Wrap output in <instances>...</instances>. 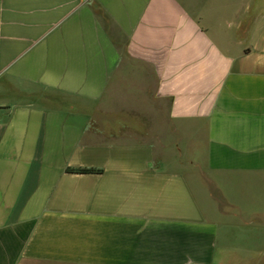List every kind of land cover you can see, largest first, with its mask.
I'll use <instances>...</instances> for the list:
<instances>
[{
  "label": "crops",
  "instance_id": "obj_1",
  "mask_svg": "<svg viewBox=\"0 0 264 264\" xmlns=\"http://www.w3.org/2000/svg\"><path fill=\"white\" fill-rule=\"evenodd\" d=\"M0 264H264V0H0Z\"/></svg>",
  "mask_w": 264,
  "mask_h": 264
},
{
  "label": "rangeland",
  "instance_id": "obj_2",
  "mask_svg": "<svg viewBox=\"0 0 264 264\" xmlns=\"http://www.w3.org/2000/svg\"><path fill=\"white\" fill-rule=\"evenodd\" d=\"M194 185V189L196 190V193L198 194V197L200 199V201L202 202V199H201V196H200V193H199V188L198 186H196V184L192 183ZM257 257V256H256Z\"/></svg>",
  "mask_w": 264,
  "mask_h": 264
},
{
  "label": "trees",
  "instance_id": "obj_3",
  "mask_svg": "<svg viewBox=\"0 0 264 264\" xmlns=\"http://www.w3.org/2000/svg\"><path fill=\"white\" fill-rule=\"evenodd\" d=\"M76 173H81V174H86V173H91V171L88 170H78Z\"/></svg>",
  "mask_w": 264,
  "mask_h": 264
}]
</instances>
